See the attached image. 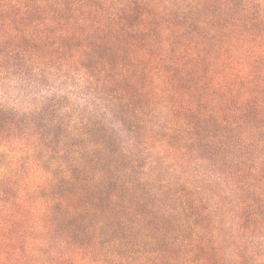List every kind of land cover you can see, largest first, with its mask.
<instances>
[{
	"label": "trees",
	"instance_id": "trees-1",
	"mask_svg": "<svg viewBox=\"0 0 264 264\" xmlns=\"http://www.w3.org/2000/svg\"><path fill=\"white\" fill-rule=\"evenodd\" d=\"M0 264H264V0H0Z\"/></svg>",
	"mask_w": 264,
	"mask_h": 264
}]
</instances>
